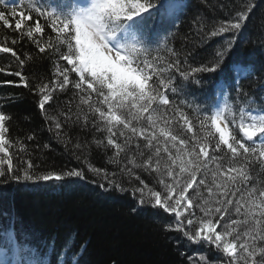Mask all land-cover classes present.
Segmentation results:
<instances>
[{"label":"snow or ice","instance_id":"obj_1","mask_svg":"<svg viewBox=\"0 0 264 264\" xmlns=\"http://www.w3.org/2000/svg\"><path fill=\"white\" fill-rule=\"evenodd\" d=\"M27 6V13L18 12L15 6L10 12L0 10V22L11 27V16L15 18V30H19L36 14L34 26H28L22 35L30 38L41 53L55 48L59 60L55 62L54 79L51 84L30 86L21 71L0 67V73L15 75L22 82L0 84L23 86L38 96L37 107L58 144L67 148L72 138L61 129L65 125L69 129L76 126L93 133V137L83 144L76 137L74 149L88 151L93 145L97 149H112L108 162L118 167L123 157L124 166L111 174L87 159L84 163L110 188L131 192L139 207L174 214V222L165 224V231L179 232L189 244L203 245L216 253L211 260L204 252L194 254L188 257L189 264H264V181L253 183L250 171V166L259 162L260 171L264 172V89L257 98L242 88L241 81L256 78L252 57L248 61H234L227 72L222 67L253 5L245 4L243 10H237L227 20H209L202 13L196 14L194 31L201 43L233 33L232 38H225V47L217 49L215 59L196 67L188 64L189 54L173 47L165 48L167 57L152 54L153 45L160 48V33L171 36L176 21L186 14V2L169 5L159 24L153 18L164 6H158L155 0H64L58 6L27 0ZM40 18L55 33V42L50 37L41 46V40L35 38V34L42 36L45 31ZM205 27L207 32L203 31ZM168 36L163 43L168 42ZM61 46L66 50L62 52ZM0 53H11L20 66L25 63L13 48L0 46ZM61 60L71 67L61 66ZM217 71L221 73L220 87L234 90L235 95L232 102L225 96L223 106L202 116L196 106L197 129L181 107L193 105L184 99L177 103L170 95L179 97L188 85L201 84L197 74ZM70 73L77 78H70ZM69 85L75 90L73 98L77 102L75 111L70 106L71 99L65 102L67 111L59 113L64 118L62 122L57 116L48 115L45 106L53 101L54 92H64ZM16 100V94L0 97V177L4 178L0 182V264H80L86 249L82 242L77 243L75 233H68L57 247L55 237L40 238L31 230L18 227L21 218L15 209V197L19 189L10 182L83 180L85 173L82 168L36 173L30 159H20L13 165L9 148L14 144H19L22 152L27 148L19 138L14 142L7 138L6 121L11 116L2 107ZM47 122H52L51 126ZM173 123L179 125L180 132L171 126ZM233 128L239 130V137ZM185 131L191 133L190 137L182 138ZM96 133L101 137L97 138ZM26 138L34 140L35 135L28 134ZM43 147L48 149L50 145ZM76 159L80 160V156ZM136 169L154 173L160 190L145 183ZM209 175L213 186L207 183ZM122 179L129 184L138 181L139 186L125 188ZM201 187L206 189L207 196ZM193 189L190 197L189 190Z\"/></svg>","mask_w":264,"mask_h":264},{"label":"trees","instance_id":"obj_2","mask_svg":"<svg viewBox=\"0 0 264 264\" xmlns=\"http://www.w3.org/2000/svg\"><path fill=\"white\" fill-rule=\"evenodd\" d=\"M161 1L155 0L157 4ZM183 1L188 5L186 14L177 20L176 24L178 22L179 24L171 30V36H168L166 32L160 33V48L156 49L153 45V55L167 57L165 48L173 47L177 52L189 54L188 64L193 67L209 64V61L215 59L214 54L217 49L225 47V38L232 37H229L230 33H227L222 42L219 38L223 35L214 38L212 44H208L209 40L201 43V37H198L194 31L196 14L202 13L209 20H227L237 10H243L245 4L251 3L252 11L240 32L235 35L234 46L227 52V58L224 61L226 59H232L233 62L239 60L238 56H229L234 49L239 48L242 54L258 58L257 63L263 65L264 59L260 60L258 52L264 51V0ZM42 2L58 6L64 0H42ZM12 6H15L18 12L23 10L27 13L29 11L27 0H0V10L10 12ZM32 15L33 19L26 20L19 30H15V18L11 16V27L0 22V46L13 48L20 59L25 61L24 65L20 66L11 53H0V67H5L12 72L21 71L27 77L30 86L36 83L51 84L54 79L55 62L59 60V54L56 53L55 48H46L45 52L41 53L30 38L22 35L28 26H34L36 14ZM153 20L159 24L162 19L153 18ZM40 22L45 31L42 36L35 34V38L41 40V46H44V42L50 37L55 42V33L51 31L43 18H40ZM208 30V27H205L203 31L207 32ZM245 33L251 38L243 41L242 36ZM166 36H168V42L165 44L163 40ZM239 38H242L240 45L237 43ZM13 39H16L17 43L12 44ZM65 50L61 46V51ZM181 59L183 60V57ZM248 59L246 58V60ZM59 63L61 66L71 67L62 60ZM197 75L202 81L201 84H190L181 96L174 98L170 95V99H175L177 103L184 99L193 105L192 108H187L184 105L181 107H184L194 127L198 129L196 106L200 107L201 116L214 107L216 83L220 80L221 73L217 71ZM228 75L231 76V73L229 72ZM70 78L77 77L74 73H70ZM5 81H11L14 84L22 83L20 78L15 75L0 73V82ZM176 83L180 84L178 76ZM241 84L246 92L259 98L261 90L264 89V86L262 87L264 76L261 71L256 69V78L241 81ZM74 91L69 85L64 92L59 90L54 92L53 101L50 102L51 106H45L47 114L57 116L63 122L64 118L59 113L67 111L65 102L71 99L70 106L75 111L77 100L73 98ZM7 94H16L17 96L16 102L2 107L5 114L11 116V119L6 121V126L9 129L7 138L13 142L19 138L27 148L26 152L19 150V144H14L9 148V153L13 154V165L15 166L20 159L25 161L30 159L34 165L32 171L36 173L61 172L78 168H82L85 173L83 180L70 178L60 182L50 181L39 184L23 181L10 182L19 189L15 197V209L21 218L18 227L22 231L31 230L38 237L44 239L55 237L57 247L68 233H75L77 243L82 242L86 249L80 264H189L188 257H194V254L201 252L206 253L210 260L216 258V253L212 249L205 248L203 245L189 244L182 239L179 232L165 231V224L174 222V214L166 213L162 209L141 208L131 192L121 193L115 188H110L107 181L88 171L87 165L84 163L85 159L93 166L107 170L109 174L119 172V168L126 163L123 157H121L122 162L119 167L109 163L108 157L113 155L112 149H97L94 145L88 151L73 148L72 144L75 143L76 137H80V142L83 144L92 139L93 133L81 130L76 126L69 129L65 125L61 132H68L69 137L72 138V143H69L65 148L52 139L53 133L47 130L46 121L42 117L41 110L37 107L38 96L23 86L0 84V97ZM234 95V90L228 89L229 102H232ZM47 123L51 126L52 122ZM171 126L180 132L177 123H173ZM233 131L238 137L241 135L238 129L233 128ZM28 134H34L35 139L28 140L26 138ZM95 135L97 138L101 137L100 133ZM190 135L191 133L185 131L182 138H188ZM44 144H49L50 147L45 149ZM2 155L0 154V157ZM77 156H80V160L76 159ZM224 166L227 167L226 164ZM135 171L150 187L160 190V186L154 182V173L150 175L139 169ZM250 171L254 177L253 183L258 180L264 181V172L260 171L259 162H254L250 166ZM198 178L200 177L198 176ZM3 180L4 178L0 177V182ZM207 183L209 186H213L211 175H209ZM99 184H104L105 187L101 188ZM122 185L125 188H131L133 185L139 186V182L133 180L129 184L126 179H122ZM194 189L189 191L190 197L193 196ZM200 190L207 196L204 187H201ZM197 215H200L198 210ZM176 241L180 242L177 244Z\"/></svg>","mask_w":264,"mask_h":264},{"label":"bare ground","instance_id":"obj_3","mask_svg":"<svg viewBox=\"0 0 264 264\" xmlns=\"http://www.w3.org/2000/svg\"><path fill=\"white\" fill-rule=\"evenodd\" d=\"M226 35H227V33H226L225 35H223L221 38H219V39H221V40H220L221 42L224 40V38H225ZM242 37H243V41H244V40H247V39H249V38H251V37H249L246 33H245ZM214 38H217V37H213V38H211V39L208 41V44H212V43L214 42V41H212ZM241 41H242V38H239V39L237 40V43L240 45V42H241ZM220 49H222V48H220ZM258 54H259L258 57L260 58V60L264 59V51H262V52H258ZM229 56H230V57L238 56V57H239V60H240V59H243V60H245V61H248V60H246V58L251 57V56H247V55L242 54V53L240 52L239 48L234 49L233 52H231ZM225 58H227V55H226ZM225 58H224V59H225ZM253 61H254L255 64H256V69H258L259 71H261V72H262V75L264 76V63H263V65L258 64V63H257V62L259 61L258 58H253ZM232 63H233V60H232V59H226L225 61L223 60V64H222L223 69L227 72V71H228V68H229V64L231 65ZM263 86H264V84H262V87H263Z\"/></svg>","mask_w":264,"mask_h":264},{"label":"rangeland","instance_id":"obj_4","mask_svg":"<svg viewBox=\"0 0 264 264\" xmlns=\"http://www.w3.org/2000/svg\"><path fill=\"white\" fill-rule=\"evenodd\" d=\"M224 101H225V99H223V98H221L220 99V101H219V103H218V106L217 107H221V106H223V103H224ZM212 166V165H211ZM214 167V166H213ZM199 179V178H198ZM190 191V190H189ZM188 195H189V193H188ZM190 196V195H189Z\"/></svg>","mask_w":264,"mask_h":264}]
</instances>
